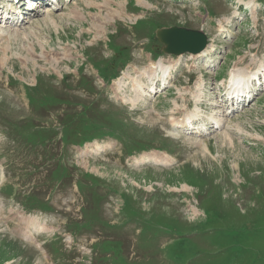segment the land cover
<instances>
[{
    "label": "rangeland",
    "instance_id": "rangeland-1",
    "mask_svg": "<svg viewBox=\"0 0 264 264\" xmlns=\"http://www.w3.org/2000/svg\"><path fill=\"white\" fill-rule=\"evenodd\" d=\"M249 1L70 0L0 22V264H264V0ZM167 26L203 31L208 54L163 53ZM160 58L170 77L130 104ZM233 69L260 89L229 112Z\"/></svg>",
    "mask_w": 264,
    "mask_h": 264
},
{
    "label": "bare ground",
    "instance_id": "bare-ground-1",
    "mask_svg": "<svg viewBox=\"0 0 264 264\" xmlns=\"http://www.w3.org/2000/svg\"><path fill=\"white\" fill-rule=\"evenodd\" d=\"M253 0L247 2V5L249 6ZM110 7L109 0H106V3ZM254 5V4H253ZM47 21V20H45ZM210 49V46H208L204 51H202L197 57L203 56L205 54H208V51ZM151 63H154L153 61H149L148 64L144 67L143 72L141 71L138 74V78H135L133 80L132 84V92L134 93L133 97L127 100L130 104L135 105L138 102H143L145 97L151 96L152 93L157 92V88L154 87V85L157 82H163L167 81L169 76V68L170 64L166 65V62H164L161 58L158 59V61L153 64V68L147 69L148 66H150ZM152 67V66H151ZM254 78V79H253ZM143 80L145 82H143ZM255 80V74H251V72H248L246 75L242 74V72H238V69H233L232 72H230V78L228 80L229 89H228V99H232L233 97L239 98V95L245 94L246 92L250 91V85L252 81ZM121 82V81H119ZM149 96V97H150ZM197 110V109H196ZM196 111L194 114L185 115L182 116L180 120L175 121L174 119L170 120V123L172 126L175 127L174 122H177L178 128L179 127H187L188 125L192 124L193 122H197L199 114ZM174 115V114H173ZM177 129V128H176ZM203 129V128H202ZM181 130V128H180ZM183 130V128H182ZM201 131H196V133H200ZM204 132V131H203ZM193 134V133H192ZM161 155V154H159ZM157 154L154 155H144L141 157V161H148L151 163H156L158 165L168 164V160L166 159L165 155H161L160 158ZM146 158V160H145ZM153 161V162H152Z\"/></svg>",
    "mask_w": 264,
    "mask_h": 264
},
{
    "label": "water",
    "instance_id": "water-1",
    "mask_svg": "<svg viewBox=\"0 0 264 264\" xmlns=\"http://www.w3.org/2000/svg\"><path fill=\"white\" fill-rule=\"evenodd\" d=\"M156 37L164 45L162 51L172 55L198 54L207 45V37L203 32L186 28H162L156 31Z\"/></svg>",
    "mask_w": 264,
    "mask_h": 264
}]
</instances>
